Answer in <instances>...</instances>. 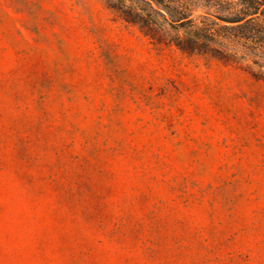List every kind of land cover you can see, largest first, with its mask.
I'll return each mask as SVG.
<instances>
[{
  "label": "rangeland",
  "instance_id": "1",
  "mask_svg": "<svg viewBox=\"0 0 264 264\" xmlns=\"http://www.w3.org/2000/svg\"><path fill=\"white\" fill-rule=\"evenodd\" d=\"M0 264H264V55L0 0Z\"/></svg>",
  "mask_w": 264,
  "mask_h": 264
},
{
  "label": "trees",
  "instance_id": "2",
  "mask_svg": "<svg viewBox=\"0 0 264 264\" xmlns=\"http://www.w3.org/2000/svg\"><path fill=\"white\" fill-rule=\"evenodd\" d=\"M158 43L189 52L264 55V0H105Z\"/></svg>",
  "mask_w": 264,
  "mask_h": 264
}]
</instances>
